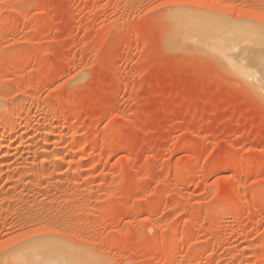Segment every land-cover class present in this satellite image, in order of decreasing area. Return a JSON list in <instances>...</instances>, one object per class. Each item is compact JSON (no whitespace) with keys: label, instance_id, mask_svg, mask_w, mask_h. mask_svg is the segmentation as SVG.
<instances>
[{"label":"rangeland","instance_id":"rangeland-1","mask_svg":"<svg viewBox=\"0 0 264 264\" xmlns=\"http://www.w3.org/2000/svg\"><path fill=\"white\" fill-rule=\"evenodd\" d=\"M262 65L264 0H0V264H264Z\"/></svg>","mask_w":264,"mask_h":264},{"label":"bare ground","instance_id":"bare-ground-1","mask_svg":"<svg viewBox=\"0 0 264 264\" xmlns=\"http://www.w3.org/2000/svg\"><path fill=\"white\" fill-rule=\"evenodd\" d=\"M182 17V19H180V20H178L179 18H181ZM183 17H185V16H183L182 15V13H177L175 16H174V20H177V21H175V22H177V25H176V28L178 27L179 29H180V27L182 28V29H185V30H187L186 29V27L188 26L187 24H191L190 25V28L192 27V26H195L197 23H196V21L197 20H200V17L198 16V19H197V16L195 15V17H196V19L197 20H195V24L194 23H192L191 21H190V23L189 22H186L185 20H187V19H185L184 20V18ZM194 17V18H195ZM176 18V19H175ZM184 20V21H183ZM201 20H202V18H201ZM200 20V21H201ZM174 22V23H175ZM199 22V21H198ZM202 22V21H201ZM204 22V21H203ZM173 23V24H174ZM192 24H194V25H192ZM202 24V23H201ZM201 24H197L196 25V27H202V25ZM180 26V27H179ZM183 27H185V28H183ZM189 27V26H188ZM187 27V28H188ZM204 27V26H203ZM209 27V26H208ZM189 28V30H191ZM211 28V27H210ZM181 29V30H182ZM185 30L182 32V33H184L185 32ZM199 30H200V32H201V28L200 29H198V31L196 30V32L195 33H198L199 32ZM193 31V30H192ZM198 33V34H200L199 36H200V38L201 37H203V33H202V35H201V33ZM194 35V34H193ZM210 35V34H209ZM191 36H192V34H191ZM205 36V35H204ZM225 37V36H224ZM182 38V37H181ZM187 38H188V36H187ZM199 38V37H198ZM208 38H210V37H207V39ZM222 38H223V36H222ZM214 39V38H213ZM227 38L225 37L224 38V40H226ZM223 39H222V41H223V43L224 42H226V41H224ZM210 41V40H209ZM228 41V40H227ZM220 42H221V40H220ZM220 42L218 43V46H220ZM228 43H230L229 41H228ZM210 44L211 43H209V46H210ZM227 44V42L225 43V45ZM228 46V45H227ZM211 47V46H210ZM213 47V46H212ZM231 46H229V48H230ZM221 48V47H220ZM212 49V48H211ZM219 49V48H218ZM231 49V48H230ZM229 49V50H230ZM212 50H214V49H212ZM215 50H216V48H215ZM217 51H220V52H222L223 51V53H224V55H225V52H224V50H217ZM228 51V50H227ZM219 52V53H220ZM229 53V52H228ZM220 54H222V53H220ZM223 55V54H222ZM223 55V56H224ZM229 55H225V57H228ZM229 58V57H228ZM231 60V59H230ZM245 68V69H244ZM248 69V68H247ZM261 75H262V78L261 79H263V80H261V81H264V65H262L261 66ZM243 72H246L247 70H246V67H244L243 66ZM253 71V70H252ZM255 71V70H254ZM246 73H249V71H247ZM258 73V72H257ZM260 74H258V76H259ZM248 76H250V73H249V75ZM255 77H256V75H254ZM1 104V103H0ZM14 129V128H13ZM29 131V130H28ZM23 132V131H22ZM46 136V135H45ZM44 136V137H45ZM19 138V137H18ZM21 139V138H20ZM42 139V138H41ZM48 142V141H47ZM47 146V145H46ZM9 147V146H8ZM60 148V147H59ZM42 149V148H41ZM58 149V148H57ZM62 149V148H61ZM2 150V149H1ZM55 150V149H54ZM43 151H44V149H43ZM62 152V151H61ZM57 153V152H56ZM44 154H45V152H44ZM43 154V155H44ZM3 155V154H2ZM7 156V155H6ZM58 157V156H57ZM62 160V159H61ZM46 162V161H45ZM55 165V164H54ZM227 210H229V209H227ZM34 242V241H33ZM29 242L28 243V245H26V246H24V245H22L21 247H20V245H19V248H17V249H15V252H13L12 253V257H13V259L15 260V261H17L19 264H93V262L87 257V256H81V255H79V254H76L75 255V253L73 252V250L72 249H68L67 247L65 248V247H61V246H51V245H49V243H46L45 242V244H44V242H42V243H37V242ZM48 242H53V241H48ZM56 243H58V242H56ZM53 245H55V243L53 242ZM56 245H58V244H56ZM44 247L46 248V249H44ZM45 250V252H43Z\"/></svg>","mask_w":264,"mask_h":264},{"label":"snow or ice","instance_id":"snow-or-ice-1","mask_svg":"<svg viewBox=\"0 0 264 264\" xmlns=\"http://www.w3.org/2000/svg\"><path fill=\"white\" fill-rule=\"evenodd\" d=\"M172 2L173 3H188V2H194V0H172ZM169 6H170L169 3H161L157 5L158 8H165ZM56 158L59 159V157H56Z\"/></svg>","mask_w":264,"mask_h":264}]
</instances>
